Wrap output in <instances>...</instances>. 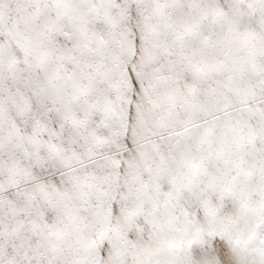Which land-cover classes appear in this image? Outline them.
<instances>
[{"label":"snow or ice","instance_id":"6c2138e0","mask_svg":"<svg viewBox=\"0 0 264 264\" xmlns=\"http://www.w3.org/2000/svg\"><path fill=\"white\" fill-rule=\"evenodd\" d=\"M0 264H264V0H0Z\"/></svg>","mask_w":264,"mask_h":264}]
</instances>
